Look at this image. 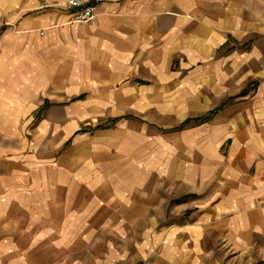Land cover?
<instances>
[{
  "label": "crops",
  "instance_id": "crops-1",
  "mask_svg": "<svg viewBox=\"0 0 264 264\" xmlns=\"http://www.w3.org/2000/svg\"><path fill=\"white\" fill-rule=\"evenodd\" d=\"M68 20L0 0V264H264V0Z\"/></svg>",
  "mask_w": 264,
  "mask_h": 264
},
{
  "label": "built area",
  "instance_id": "built-area-1",
  "mask_svg": "<svg viewBox=\"0 0 264 264\" xmlns=\"http://www.w3.org/2000/svg\"><path fill=\"white\" fill-rule=\"evenodd\" d=\"M98 0H59V8L68 13L66 26L90 23L96 16Z\"/></svg>",
  "mask_w": 264,
  "mask_h": 264
},
{
  "label": "trees",
  "instance_id": "trees-1",
  "mask_svg": "<svg viewBox=\"0 0 264 264\" xmlns=\"http://www.w3.org/2000/svg\"><path fill=\"white\" fill-rule=\"evenodd\" d=\"M245 93L246 92L244 91L242 93V95H244ZM215 114H216L215 111L214 112H210V113H208V114H206V115H204V116H202L200 118L195 119L194 122H196V123H204V122L210 120ZM188 122H189V120L186 121L184 124H182V127L185 126Z\"/></svg>",
  "mask_w": 264,
  "mask_h": 264
}]
</instances>
